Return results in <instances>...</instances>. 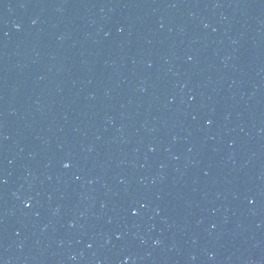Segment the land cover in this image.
Returning a JSON list of instances; mask_svg holds the SVG:
<instances>
[{"label": "water", "instance_id": "water-1", "mask_svg": "<svg viewBox=\"0 0 264 264\" xmlns=\"http://www.w3.org/2000/svg\"><path fill=\"white\" fill-rule=\"evenodd\" d=\"M0 264H264V0H0Z\"/></svg>", "mask_w": 264, "mask_h": 264}]
</instances>
